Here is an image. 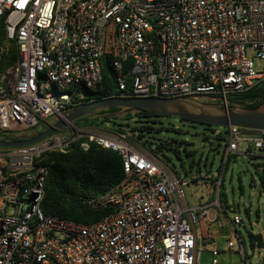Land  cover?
<instances>
[{
  "label": "built area",
  "instance_id": "obj_1",
  "mask_svg": "<svg viewBox=\"0 0 264 264\" xmlns=\"http://www.w3.org/2000/svg\"><path fill=\"white\" fill-rule=\"evenodd\" d=\"M104 58L115 75L113 97L227 107L228 96L264 80V0H0V134L26 136L92 102ZM108 126L66 123L37 143L0 148V264H203L204 247L210 264H219L210 227L222 219L232 231L226 252L245 260L237 229L246 226L235 212L227 217L220 183L241 146L264 158V133L217 127L212 135L224 134L222 172L181 176L128 128ZM79 139V150L93 143L123 165L121 181L87 201L109 211L88 225L41 209L43 154L65 152ZM192 183L211 187L209 202L189 208L183 187Z\"/></svg>",
  "mask_w": 264,
  "mask_h": 264
},
{
  "label": "trees",
  "instance_id": "obj_2",
  "mask_svg": "<svg viewBox=\"0 0 264 264\" xmlns=\"http://www.w3.org/2000/svg\"><path fill=\"white\" fill-rule=\"evenodd\" d=\"M101 74L103 78L102 88L92 94V100H100L111 98L116 95L114 78L111 67V60L104 58L101 63ZM219 103L218 101H216ZM228 108L241 107L246 109H257L264 104V80L249 89L248 91L235 93L226 99ZM170 117H159L140 109L120 110L111 108L94 114L87 115L79 119L80 121H88L89 124H99L108 122L115 132L124 131L128 128L135 135L138 144L146 151L154 156L165 157V152H171L179 156V143L170 139H162L154 137V133L161 130H170L172 125L162 128L163 119ZM180 123H191L178 119ZM205 130L214 133L216 126H204ZM46 128L44 124L30 131L26 136L9 134H0V139L6 141H18L24 137L39 133ZM174 132L178 130L171 129ZM207 137H204L206 140ZM85 139H79L71 145L65 152H50L42 156V163L48 168L44 184V198L41 203V209L44 215L48 217H58L81 223L84 225L91 224L100 220L109 213L106 209L94 210L87 205V201L93 197L99 196L111 190L117 185L123 177V165L120 156L112 151L102 149L91 143L88 151L79 150V144ZM221 142L224 140V134L221 133L216 137ZM187 158H194V152L185 150ZM251 159L260 160L253 165L254 172L257 177L259 191L264 192V158L250 155ZM229 160V159H228ZM193 161L190 163L189 172L194 169ZM222 164L218 167L217 173L222 172ZM195 171L199 172L200 168L197 164ZM226 171L224 166L223 176ZM223 176L220 183L219 197L222 202L227 203L223 192ZM217 179V178H216ZM255 185V181L251 178V186ZM241 190V186H239ZM245 213L249 216V210L245 209ZM256 217H259V211H256ZM248 245L251 250H264V234L253 233L246 230Z\"/></svg>",
  "mask_w": 264,
  "mask_h": 264
},
{
  "label": "rangeland",
  "instance_id": "obj_3",
  "mask_svg": "<svg viewBox=\"0 0 264 264\" xmlns=\"http://www.w3.org/2000/svg\"><path fill=\"white\" fill-rule=\"evenodd\" d=\"M257 67V65H255ZM204 102L219 104L214 101L202 100ZM162 128L172 125L170 130H161L154 133V137L170 139L179 143V156L171 152H165V157L161 161L176 173L183 176L189 173L190 163L193 161L194 166L199 165L202 173H208L216 176L218 167L222 163L223 143L216 140L215 136L205 130L204 126L193 125L189 123H180L177 118L163 119ZM89 124L88 121H74L78 127H111V123ZM170 124V125H169ZM171 129L178 130L174 132ZM35 134V133H34ZM204 137H207L204 140ZM246 146L239 149L236 156H231L226 164V171L223 176V192L228 204L227 217L232 219L234 212L237 213L245 223L246 228H238L242 237L245 250V260L239 253L226 252L227 238L232 236V231L225 221L215 223L210 227V231L215 235L217 247L220 251L219 264H264V250H251L248 245L246 230L253 233L264 234V192L259 191L258 181L254 172L253 165L261 162L262 159H251L252 157L245 153ZM185 150L194 152V158L191 160L186 157ZM251 154L255 155L254 150ZM195 167L193 170H195ZM251 178L254 179L255 185L251 186ZM241 186V190L239 189ZM211 187L201 183H192L183 187L186 203L189 208L209 202L211 198ZM214 197L216 195L214 194ZM245 209L249 210V216L246 215ZM256 211H259V217H256ZM203 264H210L211 254L207 247H204L201 255Z\"/></svg>",
  "mask_w": 264,
  "mask_h": 264
},
{
  "label": "water",
  "instance_id": "obj_4",
  "mask_svg": "<svg viewBox=\"0 0 264 264\" xmlns=\"http://www.w3.org/2000/svg\"><path fill=\"white\" fill-rule=\"evenodd\" d=\"M116 108L120 110L140 109L159 117H170L196 123L201 126L240 128L245 136H260L264 133V104L257 109L241 107L228 108L223 104L203 103L188 98H105L83 104L69 111L63 118L34 135L18 141L0 139V148H17L31 145L62 129L66 123H72L90 114Z\"/></svg>",
  "mask_w": 264,
  "mask_h": 264
},
{
  "label": "flooded vegetation",
  "instance_id": "obj_5",
  "mask_svg": "<svg viewBox=\"0 0 264 264\" xmlns=\"http://www.w3.org/2000/svg\"><path fill=\"white\" fill-rule=\"evenodd\" d=\"M200 101V100H199ZM201 102H203V103H207L208 104V102H204V101H201ZM210 104V103H209Z\"/></svg>",
  "mask_w": 264,
  "mask_h": 264
},
{
  "label": "crops",
  "instance_id": "obj_6",
  "mask_svg": "<svg viewBox=\"0 0 264 264\" xmlns=\"http://www.w3.org/2000/svg\"><path fill=\"white\" fill-rule=\"evenodd\" d=\"M211 198H212V197H211ZM211 198H210V199H211Z\"/></svg>",
  "mask_w": 264,
  "mask_h": 264
}]
</instances>
